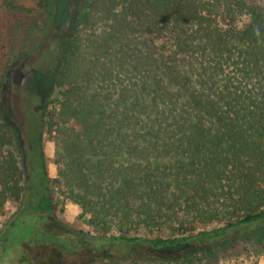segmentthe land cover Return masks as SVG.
Listing matches in <instances>:
<instances>
[{"label": "trees", "instance_id": "16d2710c", "mask_svg": "<svg viewBox=\"0 0 264 264\" xmlns=\"http://www.w3.org/2000/svg\"><path fill=\"white\" fill-rule=\"evenodd\" d=\"M79 3L13 89L18 113L5 105L8 63L0 74V216L19 205L0 250L27 245L29 264L262 254L264 0ZM66 200L87 233L59 218Z\"/></svg>", "mask_w": 264, "mask_h": 264}, {"label": "rangeland", "instance_id": "374dc122", "mask_svg": "<svg viewBox=\"0 0 264 264\" xmlns=\"http://www.w3.org/2000/svg\"><path fill=\"white\" fill-rule=\"evenodd\" d=\"M79 2L80 0H14L11 4V0H0V74L5 62L11 67L5 95L6 107H17L18 113L21 98L16 99L13 89L19 86L17 83L30 67H36L40 63L45 52L55 51L74 21ZM44 142L49 174L56 177L57 166L52 161L53 143L48 136ZM64 206L59 218L67 228L87 233L88 227L79 218V207L69 200L65 201ZM18 208L15 201L5 205L0 216V232ZM253 252V248L244 251L245 257L236 260L235 264H264V252L258 256ZM31 255L35 253L30 252L27 245L12 247L9 251L0 250V264H29ZM61 263L52 256L47 259L46 264Z\"/></svg>", "mask_w": 264, "mask_h": 264}]
</instances>
